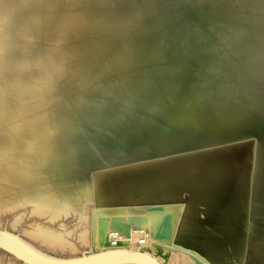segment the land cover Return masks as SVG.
<instances>
[{"label": "bare ground", "instance_id": "6f19581e", "mask_svg": "<svg viewBox=\"0 0 264 264\" xmlns=\"http://www.w3.org/2000/svg\"><path fill=\"white\" fill-rule=\"evenodd\" d=\"M3 215L43 253L264 264V0H0Z\"/></svg>", "mask_w": 264, "mask_h": 264}, {"label": "water", "instance_id": "95a60500", "mask_svg": "<svg viewBox=\"0 0 264 264\" xmlns=\"http://www.w3.org/2000/svg\"><path fill=\"white\" fill-rule=\"evenodd\" d=\"M246 136H248V139L251 140L254 136H256V134L250 132L246 134L245 137ZM245 137H235L234 141H242ZM234 141L213 144L211 146L200 147L198 149H187L180 152H174L169 156L172 157L202 151L204 149L234 143ZM182 200L186 199L184 198ZM0 250L14 256L23 264H160L159 261L149 253L129 249H108L99 252H85L81 253V255L73 257L50 256L34 248L25 242L20 236L8 231L5 228H0Z\"/></svg>", "mask_w": 264, "mask_h": 264}, {"label": "rangeland", "instance_id": "374dc122", "mask_svg": "<svg viewBox=\"0 0 264 264\" xmlns=\"http://www.w3.org/2000/svg\"><path fill=\"white\" fill-rule=\"evenodd\" d=\"M88 209H90V205L88 206ZM14 214L16 215L15 212L13 213V215ZM9 215H6V217H5V215H3V217L0 219L1 220L0 222L1 223L3 222L2 224H4V223L7 224V219H8L7 216H9ZM13 215L11 214L10 216H13ZM68 221H70V219H68ZM83 249H84L83 247H78L77 250H75L74 252H70V251H49V250L45 251V249L43 251H45V253H47V254H50V255L56 256V257H59V256L60 257H63V256L68 257L71 254H81L83 252ZM0 264H21V263L16 261L15 259H13L10 255H8V254H6L0 250Z\"/></svg>", "mask_w": 264, "mask_h": 264}]
</instances>
